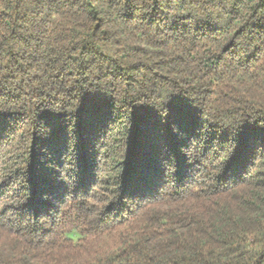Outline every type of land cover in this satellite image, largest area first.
<instances>
[{"label": "trees", "instance_id": "trees-1", "mask_svg": "<svg viewBox=\"0 0 264 264\" xmlns=\"http://www.w3.org/2000/svg\"><path fill=\"white\" fill-rule=\"evenodd\" d=\"M0 264H264V0H0Z\"/></svg>", "mask_w": 264, "mask_h": 264}]
</instances>
